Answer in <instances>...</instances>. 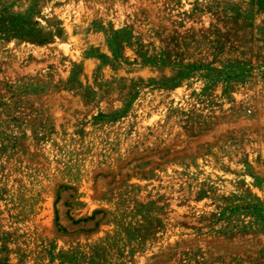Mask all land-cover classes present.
Here are the masks:
<instances>
[{
	"label": "rangeland",
	"instance_id": "obj_1",
	"mask_svg": "<svg viewBox=\"0 0 264 264\" xmlns=\"http://www.w3.org/2000/svg\"><path fill=\"white\" fill-rule=\"evenodd\" d=\"M5 234L10 264H264V0H0Z\"/></svg>",
	"mask_w": 264,
	"mask_h": 264
},
{
	"label": "trees",
	"instance_id": "obj_2",
	"mask_svg": "<svg viewBox=\"0 0 264 264\" xmlns=\"http://www.w3.org/2000/svg\"><path fill=\"white\" fill-rule=\"evenodd\" d=\"M7 22V26L9 29H7V32H13L12 34H14V36H17L18 39L21 40H27L30 41L32 43H37V44H44L49 40V36L51 35V33H47L48 37H45L44 35L41 34V32L39 30L36 29H30L28 30L26 28V30L23 29V24L19 25V23L21 22V19H16L14 17H8L5 20ZM24 22V19L22 21V23ZM4 24V23H2ZM3 27V26H2ZM7 28V27H6ZM22 29L20 31H16V29ZM6 30V29H5ZM13 30V31H12ZM110 44V48L113 50L114 46L117 44V41H111L109 42ZM144 56V55H142ZM146 58V57H145ZM147 60V59H146ZM78 66H75V68L71 71V75L69 77V81L71 80V88H72V84H77V86L79 88H81V83L79 80V75L81 74L80 71L77 70ZM174 78L169 79L170 83L174 82ZM70 88V87H69ZM47 90V89H45ZM86 94L89 96H93V94H95L90 87L86 88ZM133 92V91H132ZM135 94V91L132 93V95H130V100L133 98V95ZM90 102V101H89ZM105 115H103L102 113H98L97 117H104ZM8 234H5L3 237H0V264H10V259H9V249H8V244L10 242V240L8 239Z\"/></svg>",
	"mask_w": 264,
	"mask_h": 264
}]
</instances>
